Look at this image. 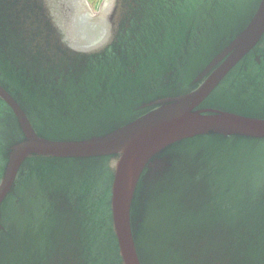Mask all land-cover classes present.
<instances>
[{
    "label": "water",
    "instance_id": "obj_1",
    "mask_svg": "<svg viewBox=\"0 0 264 264\" xmlns=\"http://www.w3.org/2000/svg\"><path fill=\"white\" fill-rule=\"evenodd\" d=\"M85 2L0 0V264H264V0Z\"/></svg>",
    "mask_w": 264,
    "mask_h": 264
},
{
    "label": "trees",
    "instance_id": "obj_2",
    "mask_svg": "<svg viewBox=\"0 0 264 264\" xmlns=\"http://www.w3.org/2000/svg\"><path fill=\"white\" fill-rule=\"evenodd\" d=\"M196 2L199 4V6L197 4L195 10L190 13L188 18L186 19L185 25L187 28H191L192 25L196 23V26L193 30L195 34V42L192 45H196L197 48H200L201 46H203L201 45V43H203L204 46L206 45L207 38L212 35V28L215 30L214 24L219 25L220 23H222L225 26V22L227 21L226 19L235 20L237 19V16L240 17V15L243 13L245 15L252 6L254 0H196ZM192 22L194 23L191 25ZM180 28L181 26L175 29L179 31ZM183 32H185V30H183ZM262 47L264 48V45ZM195 52L196 50L194 51V53ZM252 65L256 68L255 73L260 74V67L262 65L256 66L255 63H252ZM259 146L261 168L259 170L254 169L253 171L254 184L256 183L258 174H260L259 177L261 179L264 177V143H260ZM246 178L248 177L245 176V179ZM240 180H242V175L240 176ZM255 186L256 188H258V190H256L255 192L253 191L252 187L249 188L248 191V185L245 186V190L242 193L240 191V193L242 194L239 197V202L241 204L240 210L244 208V216L247 213L252 212V210H255L256 213L259 212L258 217L260 218L261 222H264V198L262 197V195H260L262 194V189H259L260 187L258 183L255 184ZM257 203L259 205L258 209L256 207Z\"/></svg>",
    "mask_w": 264,
    "mask_h": 264
},
{
    "label": "rangeland",
    "instance_id": "obj_3",
    "mask_svg": "<svg viewBox=\"0 0 264 264\" xmlns=\"http://www.w3.org/2000/svg\"><path fill=\"white\" fill-rule=\"evenodd\" d=\"M95 3H98V0H94Z\"/></svg>",
    "mask_w": 264,
    "mask_h": 264
}]
</instances>
